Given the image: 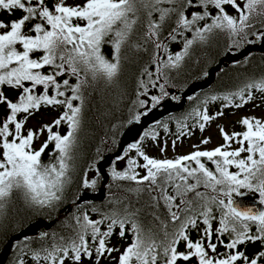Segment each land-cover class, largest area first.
Masks as SVG:
<instances>
[{
	"label": "snow or ice",
	"instance_id": "1",
	"mask_svg": "<svg viewBox=\"0 0 264 264\" xmlns=\"http://www.w3.org/2000/svg\"><path fill=\"white\" fill-rule=\"evenodd\" d=\"M16 11L22 16L0 20V89L7 86L18 97L14 102L0 90V106L9 110L0 116V239L17 237L10 264H189L194 259L197 264H264V118L242 117V132L229 133L218 125L224 143L211 150L193 145L196 150L189 154L168 158L164 141L162 158H157L145 145L159 141L157 129L170 132L173 121L180 139L192 134L189 119L203 133L225 109L257 99L254 92L264 102V72H245L242 80L238 75L239 83L220 93H193L187 97L193 102L190 110L152 120L111 162L106 205L83 200L79 191L71 193L75 161L91 135L90 124L111 121L127 103L126 118L109 129L115 145L120 128L143 123L165 101L181 103L169 88L189 59L199 63L196 49L218 34L228 39L225 55L264 48V0H0V13ZM33 20L37 22L25 31ZM175 42L182 48L173 53L169 44ZM35 52L42 55L33 58ZM250 60L251 53L233 63L246 67ZM133 65L140 70L129 101L122 77ZM46 67L50 71H42ZM101 81L111 89L102 97V111L91 106ZM217 101L220 109L210 114L208 105ZM43 106L63 111L51 123L27 128ZM62 125L67 127L64 133L59 131ZM101 143L107 141L102 138ZM103 160L98 146L81 177L85 193L97 189V179H89L88 172L100 174ZM119 161L125 162L123 169L116 167ZM256 194L258 199L246 202ZM65 203L74 211L61 221L63 233L19 235L28 216L52 215ZM91 213L100 218L93 220ZM114 235L127 244L123 251L112 244ZM182 242L185 250L179 251ZM257 243L261 250L249 255L247 245Z\"/></svg>",
	"mask_w": 264,
	"mask_h": 264
},
{
	"label": "trees",
	"instance_id": "2",
	"mask_svg": "<svg viewBox=\"0 0 264 264\" xmlns=\"http://www.w3.org/2000/svg\"><path fill=\"white\" fill-rule=\"evenodd\" d=\"M214 11L215 10H213V12ZM228 11L231 13L232 9L228 8ZM21 16H22V13L20 11H16L15 15H9L7 12H3V13H0V20L11 21V20H15ZM36 22L37 21L33 20L31 23L26 25L24 30L27 31ZM29 34H34V33H29ZM178 41H179V38H178ZM227 44H228L227 37L224 36L223 34H218L210 41V43L207 46H205L203 48H197L196 49V58L199 59V63H196L195 59H189L186 62V65H185L183 71L178 76H176V78L173 82V86L169 88V91L175 95L177 91L188 87L197 77L201 76L203 74V72H208L211 68H213L215 65H217L221 59L228 57L229 55L224 54ZM17 48L21 49L22 46L18 44ZM169 48L173 53L178 52L182 48V43L181 42L171 43V44H169ZM110 51H111V49L105 48V52L110 53ZM32 55H33V58H38L42 55V53L41 52H35ZM147 58H148L147 55H145L144 59L146 60ZM139 70H140L139 65L128 66L125 70L124 76L122 77V80H123V82L127 88V92H128L127 99L129 101L134 99L136 74L139 72ZM42 71L48 72V71H50V69L46 67ZM245 72H247L249 74L255 73L257 75L264 72V53H261V52L252 53L251 54V60L246 67L234 66V63L228 64L226 67H222V69L216 73L215 82L210 87H208L203 92H201L200 94L209 93V92H213V91L220 93L224 90V88L226 86L234 87L235 84L239 83V81L236 80V77L239 75L240 79L242 80L243 79V73H245ZM72 82H74V80ZM97 89H98V92L93 94L91 106H93L94 108H98L102 111L103 108L105 107V104H104V101L102 100V97L107 95V93H109L111 91V89H105V85L102 81L97 85ZM0 90H3L6 93L10 94L11 97L13 98L14 102L18 99L16 93L12 92V90L9 87L5 86L3 89H0ZM40 90H41L40 87H38L36 89L37 93H39ZM254 95L257 96V99H255L252 102L245 104L244 106H242L240 108H244V107H247L248 105H250L254 102L261 101V99H260L261 94L260 93L254 92ZM127 106H128L127 103L122 105L121 110L115 113V116L112 118L111 121L102 119L100 122L93 121L90 124V128L92 130L91 135L84 142V145L82 148V155H80L78 157V159L75 161L76 172L73 176V184L71 186V193H75L77 191H79V193H80V191L82 189V188H80L81 177L83 176L88 164L91 163L92 157H94L96 155V149L98 146L100 147L101 154L103 155L104 158L109 157L110 155L114 154L117 151L121 133L125 128L119 129L118 134L115 136V140H116L115 145L112 142L113 133L111 131H109V129L111 128L112 124L117 122V120H123L126 118ZM192 106H193V102L189 101L188 104L186 105V107L181 112H178L174 115H180V114L190 110V108ZM220 107H221V102H219V101L209 104L208 109H209L210 114H214L215 112H217L220 109ZM233 109H238V108H227L224 110V113L228 112L230 110H233ZM8 111L9 110L6 109L4 106H0V116L7 114ZM62 111H63L62 108H52V107H48V106H43L33 116L37 115L40 112H47V113H50L52 115H55V119H56L61 114ZM90 115H91V113H90ZM28 122H27V124H28ZM187 123L192 126V128H191L192 134L183 136L181 138H184V137L189 138L193 134H195L197 131H199L198 127H196L195 119H189L187 121ZM26 127H27V125H26ZM169 127L171 129L170 132H165L162 128L157 129V131L160 132V138L163 136H166L167 138L179 140V139H177V136H176L177 128H176L175 122L174 121L171 122ZM55 130L56 129H54V131ZM244 130H245L244 127L238 123L237 132H242ZM59 131L61 133L66 132L67 131L66 125H62L60 127ZM102 138L104 140H106L107 143H101ZM146 142H148V141H145V143ZM232 146L237 147L236 144H234ZM52 147L53 146L50 144L49 148L45 151V154L42 157L43 161L47 162L49 160L48 152L52 150ZM133 155H134V153H133ZM153 157H157V156H153ZM157 158H159V157H157ZM205 162H206V160H205ZM141 163H142V161H141ZM207 166L210 168L213 167L210 162H207ZM116 167L118 169H123L125 167V162L124 161L117 162ZM232 170L234 171L235 169H232ZM88 177H89V179H92V178L97 179L98 186H97L96 190H99V188L102 185V176L100 174L94 175L91 171H89ZM110 183H112V181ZM125 183H127V182H125ZM112 191L114 193H117L118 195L121 194L115 188L112 189ZM15 195L16 194L14 193V196ZM107 195H108V189H106V196L103 200L92 201L90 203H94L97 206H104L107 204V200H106ZM17 203H19V202H17ZM71 207H72V205L70 203H65L59 209V211L57 213H53L52 215H49L47 212H45L43 214H37L35 216L30 215L27 217L26 223L23 225L22 230L26 226H28L30 223H32L38 219H44V220L49 222V221H53L58 216L64 215L62 218H60L54 224V226L52 228V230H56L58 232L63 233L64 230L61 227V221L64 219V217L67 213L74 211L73 208L71 211L69 210ZM91 218L93 220H95V219H99L100 217L97 213H91ZM217 226H218V224L214 223V228ZM105 227L106 226H102V230H104ZM203 227H204V225L201 222L200 228L203 229ZM117 231H118V229H117ZM11 235L12 234H8L5 237H3L2 239H0V249L7 242V240L10 238ZM191 238L193 240H195L197 238V233L195 231H192ZM213 239L215 240V237ZM223 239L225 240V242H228L227 236H225ZM127 240L130 243L131 242V236H129L127 238ZM112 244L115 246H118V247H123L122 251L127 246V244L124 241L120 240L115 235L112 237ZM178 250L179 251L185 250V245L183 242L178 246ZM218 250L221 252L224 251L223 248L218 249ZM241 250H244L243 246H241ZM259 250H261V246L258 243L257 244H248L247 249H246V251L249 255H251L255 252H258ZM14 251L15 250H13V253H14ZM13 253L10 256L7 264H10V262L13 258ZM85 261L91 262L89 260H85ZM67 263L68 262L65 261V264H67ZM28 264H33V261L29 260Z\"/></svg>",
	"mask_w": 264,
	"mask_h": 264
},
{
	"label": "water",
	"instance_id": "3",
	"mask_svg": "<svg viewBox=\"0 0 264 264\" xmlns=\"http://www.w3.org/2000/svg\"><path fill=\"white\" fill-rule=\"evenodd\" d=\"M261 52L264 53V48L260 46L248 47L240 52H233L226 58H223L219 61L217 65L211 68L207 77L203 75L197 77L188 87L181 89L176 92L175 95H178L182 98L181 103H176L174 101H165L162 108L158 111L154 112L152 115L147 117L143 123L138 125H133L130 128H125L120 136L119 144L117 151L110 155L109 157L104 158L103 163L99 165L100 167V175L102 176V185L99 190H89L86 193L83 189H81L80 194L81 198L87 202L103 200L106 196L107 185L111 182V178L109 173L110 164L115 159L116 156L121 154L122 149H125L127 144L135 140L142 132V130L154 119L163 118L166 119L169 114H176L181 112L186 105L188 104L187 97L192 95L193 93L200 94L205 89L210 87L216 79V73L222 69V67H226L228 64H233L234 61L243 60L246 54ZM253 199H258L257 196L250 195L246 198L247 203H251ZM259 206V205H258ZM72 210V207L69 209ZM64 215L58 216L53 221H46L44 219H38L28 226H26L22 231H20L19 235H29L32 236L34 233H38L42 230H52L54 224L62 218ZM17 237L15 235H11L7 242L0 249V264H7L10 256L13 253V241Z\"/></svg>",
	"mask_w": 264,
	"mask_h": 264
},
{
	"label": "rangeland",
	"instance_id": "4",
	"mask_svg": "<svg viewBox=\"0 0 264 264\" xmlns=\"http://www.w3.org/2000/svg\"><path fill=\"white\" fill-rule=\"evenodd\" d=\"M67 2L69 4H73L82 2V0H67ZM246 116L264 118V102H254L248 105L247 107L233 109L228 112H225L223 117L217 118L214 122L208 125L203 133L197 131L189 138L184 137L179 140H176L175 147L172 146V141L175 139L167 138L166 136L161 137L156 143L148 141L145 143L146 151L151 156H157L159 158H162L160 147L164 146V141H167V151L163 155L167 156L168 158H174L176 156L189 154L190 152L196 150L193 148V145H200L199 150H211L224 143L219 132L218 125L223 126L225 130L229 133L233 131L237 132L238 121H240L242 117ZM54 119L55 115H52L47 112H40L29 120L27 128H34L45 123H51ZM208 137L211 138L210 143L207 145L201 144V140ZM157 144H159V146H157ZM256 196L258 198V194H256ZM122 248L123 247H120L121 251ZM219 249H222V247H220ZM113 255L118 254L113 253ZM84 264H92V262L84 261ZM101 264H110V262L108 260H101ZM178 264H183V262L178 261ZM189 264H197V261L194 259L190 261Z\"/></svg>",
	"mask_w": 264,
	"mask_h": 264
}]
</instances>
